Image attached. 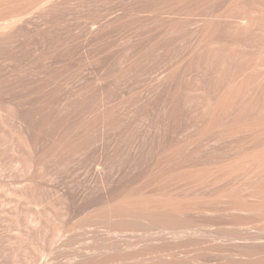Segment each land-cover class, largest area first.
Segmentation results:
<instances>
[{
	"label": "rangeland",
	"instance_id": "rangeland-1",
	"mask_svg": "<svg viewBox=\"0 0 264 264\" xmlns=\"http://www.w3.org/2000/svg\"><path fill=\"white\" fill-rule=\"evenodd\" d=\"M130 208L264 229V0H0V264L160 250Z\"/></svg>",
	"mask_w": 264,
	"mask_h": 264
},
{
	"label": "bare ground",
	"instance_id": "bare-ground-1",
	"mask_svg": "<svg viewBox=\"0 0 264 264\" xmlns=\"http://www.w3.org/2000/svg\"><path fill=\"white\" fill-rule=\"evenodd\" d=\"M118 212L123 216H130V221L125 222L142 229L149 242H160L161 244L157 245L160 246V250L141 256L125 253L118 256L117 260L105 264H196L195 261L199 262V260L192 257L189 252L176 251L180 245L186 247L189 243L221 248V258L212 264H264V229L262 228L247 226L231 230L212 229L181 217L178 213L162 209L130 208ZM138 244L117 237L104 248L119 253L132 250Z\"/></svg>",
	"mask_w": 264,
	"mask_h": 264
}]
</instances>
